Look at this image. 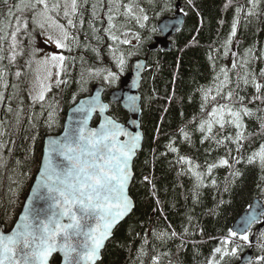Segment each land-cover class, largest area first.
Returning a JSON list of instances; mask_svg holds the SVG:
<instances>
[{"label": "snow or ice", "instance_id": "6c2138e0", "mask_svg": "<svg viewBox=\"0 0 264 264\" xmlns=\"http://www.w3.org/2000/svg\"><path fill=\"white\" fill-rule=\"evenodd\" d=\"M0 2L6 6V13H0L3 16L0 20V108L6 114L0 119V148L6 147L2 138L9 136V127L18 129L25 118L33 129L29 138L33 142L41 119L47 129L61 127V104L57 96L72 83L77 85L70 98L74 105L72 116L63 126L62 135L47 141L32 197L26 199L22 214H17L15 219H7L11 207L4 210L5 219L0 220V264H51L56 254L61 255L62 264H98L113 230L136 206L129 188L134 180V160L143 149L145 137L136 130L140 125L135 119H131V123L130 118L121 122L119 113L110 111V104L102 101L101 91L80 100L77 96L88 93V86L94 81L102 88L119 83L129 58L137 54L135 50L142 43L141 34L134 29H147L149 8L159 5L157 0H147V4L144 0ZM231 3L232 0H228L226 7ZM262 3L264 0H248L247 7L235 8L230 32L219 47L212 49L216 55L208 56L213 72L211 83L196 89L201 102L198 118L190 122L194 127L190 131L179 130L183 141L193 147H196L193 134L199 133L198 142L204 145V161L198 163L192 156L182 154L177 141L171 138L167 152L161 153L174 154L175 164L180 167L178 176H187L192 181L187 193L193 205L186 213L188 226L177 231L166 223L163 228L143 233L137 264H145L146 260L148 264H161L163 257H167V264H181L178 259L173 261L176 254L159 249L173 243L179 253L187 247V237L197 233L204 235L203 228H191L192 213L201 203L204 189L212 188L230 195L249 166L259 169V187L264 189V67H256L257 62L264 64V49L257 50L253 46L239 51V44H234L241 15L246 23L251 22L249 18L258 19L264 15ZM188 6L195 7L194 0H188ZM86 11L90 17L88 29L97 44H101L104 37L110 42L105 52L111 66L104 64L97 47L79 41L77 33L84 30ZM101 30L103 37L98 35ZM38 37L41 44L60 51L46 52L44 47L38 46ZM88 38L86 32L85 39ZM133 40L137 43L133 44ZM127 45L131 48L121 47ZM74 47L95 53L100 67L88 65L83 55H68ZM221 56L230 57V65H218ZM19 60L23 62L18 63ZM77 60L80 71L73 79ZM141 67L146 65H136L137 70ZM10 76L14 81L11 84ZM10 87L12 91L8 93ZM53 88L57 92L49 97ZM25 95L29 101L27 112ZM139 99L138 96L127 97L126 106L132 113L141 110L142 106L137 104ZM37 105L38 113L35 111ZM246 121H255L259 131L249 132ZM256 138L261 142L253 148ZM9 142L15 143L11 139ZM220 150H223L222 155L212 157L213 152ZM2 159L0 157V167H5ZM218 168L227 170L222 182L215 178ZM143 182L151 186L156 196L151 174L144 176ZM15 183L19 189L20 182ZM16 195L13 192V196ZM38 202H42V206H38ZM9 203L14 205L15 201ZM155 203L163 213L158 196ZM227 203L230 201L220 199L217 208ZM209 214L215 215L216 209H210ZM164 220L167 221L166 216ZM254 223L264 224V211L246 220L245 228L229 229L222 236L210 237L218 243L205 258V264H230L244 244L252 243L249 237ZM259 235L257 247L264 252V232ZM191 243L195 245L197 241ZM249 264H264V255H260L258 261L250 260Z\"/></svg>", "mask_w": 264, "mask_h": 264}, {"label": "trees", "instance_id": "16d2710c", "mask_svg": "<svg viewBox=\"0 0 264 264\" xmlns=\"http://www.w3.org/2000/svg\"><path fill=\"white\" fill-rule=\"evenodd\" d=\"M14 2L15 0H9L10 4ZM144 3L147 4V0H144ZM227 4L228 0H194L195 7H189L188 0H157L159 7L149 8V27L134 29L141 34L142 43L135 50L137 54L129 58L120 81L129 74L134 60L144 59L149 62L141 89L142 128L145 132V143L144 149L135 163L136 175L131 189L136 208L132 215L116 230L100 264H137L136 257L142 244L140 237L143 233L163 228L166 223L171 224L177 231H180L182 226H188L186 213L193 205L191 197L187 193L191 188L192 181L187 176H178L180 167L175 164L174 154L161 155V153L167 152V144L171 138L177 141V146L180 147L182 154L192 156L198 163H202L205 159L204 145H200L198 142L199 133L193 134V141L196 142V147H193L183 141L179 130L185 128L190 131L194 127L190 122L198 118L201 102L200 94L196 89L199 86L209 85L213 76L208 56L209 54L216 55L212 49L219 47L220 42L230 32L231 23L235 18V8L238 6L247 7L248 0H232L231 5L226 7ZM261 8L264 9V3L261 4ZM184 12L187 15H184ZM0 13H6V6L2 2H0ZM178 13L185 16V23L182 30L170 40L173 45L172 50L170 52L151 51L150 47L160 37L159 24L166 19H174ZM2 19L3 16H0V20ZM84 19V30L77 33L80 43L97 47L103 57L104 64L111 66L105 52V48L110 42L104 37L103 42L97 44V40L92 37L88 29L90 17L87 11ZM249 19L251 22L246 23L241 15L234 44H239V51L253 46L257 50L264 49V15L258 19L255 17ZM152 28H155L156 31L153 32ZM86 32L89 34L87 40L85 39ZM98 35L103 37V31L101 30ZM136 43L133 40V44ZM121 47L131 48V45ZM68 55H83L88 65L100 67L95 53L91 50L85 52L82 48L74 47ZM230 59V57L225 59L221 56L217 64L230 65ZM20 61L22 60H19L18 63ZM256 67L259 69L264 67V64L257 62ZM79 71L80 62L77 60L76 67L72 71L73 79L78 77ZM120 81L111 88L105 86L108 92L106 101H108V94L111 91L119 89ZM12 82L14 81L10 76L9 83ZM96 85L101 84L96 81L90 83L89 92L80 93L77 100L91 95L92 89ZM76 89L77 85L72 83L62 95L57 96L61 104L59 113L61 127L47 129L43 126L41 119L35 129L36 135L33 142L29 139L33 135V129L25 118L18 129L9 127V136L2 138L6 147L0 148V157L3 158L2 162L6 166L0 167V220L5 219L4 210L6 207L12 208L11 215L7 217L8 220L15 219L17 214H21L39 172L45 141L48 137L63 132L67 113L74 107L70 98ZM11 91L10 87L8 93ZM55 92L57 89L54 88L51 93H48V96L51 97ZM24 100L25 112H27L29 101L26 95ZM15 106L14 100L13 107ZM39 110V105H37L35 111L38 113ZM111 111L119 113L121 122L128 118V114L120 105H111ZM5 116L4 110L0 108V119H4ZM7 118L12 119V117ZM246 123L249 125V132H252L253 129L259 131L255 121H246ZM10 139L15 143H10ZM259 142H261L259 138H256L253 148L257 147ZM222 154L223 150L218 153L213 152L212 157ZM237 167L243 168L244 166L238 165ZM149 174H151L157 189L156 197L152 194L151 186L143 182V177ZM226 176L225 168L215 170V178L218 182H222ZM260 176L259 169L249 166L244 175L238 178L230 195L218 193L212 188L204 189L201 203L195 206V211L192 213L194 219L191 226V228L197 226L203 228L204 235L200 236L197 233L195 236L187 237L189 243L179 253H177L176 244L173 243H170L166 248H160L159 251L176 254L173 256V261L178 259L181 264H205V258L211 254L213 247L218 243L210 237L224 235L229 229H233L234 224L254 201H264V189L259 187ZM15 181L20 182L19 189H17ZM13 192H16L17 195L13 196ZM157 196L162 201L163 213L158 211L155 203ZM220 199L228 200L230 203L217 208V201ZM10 200H14L15 204L10 205ZM210 209H216V214L210 215ZM165 216L167 221L164 220ZM255 239H257L255 245L250 248L254 250L255 259L258 261L259 256L264 255V252L257 247V241L261 239L260 235L258 238L255 236ZM149 240H151V236H149ZM191 241H197V243L193 245ZM247 250L248 248H241L238 254ZM238 262V257H234L230 264H238ZM53 264H60V258H55ZM145 264H148L147 260ZM161 264H167V257L162 258Z\"/></svg>", "mask_w": 264, "mask_h": 264}, {"label": "water", "instance_id": "95a60500", "mask_svg": "<svg viewBox=\"0 0 264 264\" xmlns=\"http://www.w3.org/2000/svg\"><path fill=\"white\" fill-rule=\"evenodd\" d=\"M184 23H185V16L181 13H178L174 19H166L162 23H160L159 24V31H160L162 36H161V38L156 40V43L153 46L150 47L151 51L161 49L164 52H170L172 50V47H173L170 39L173 36L177 35L182 30ZM161 30H163V31H161ZM148 63H149L148 60H144V59L134 61L133 65H132L133 67H132L131 74H129L127 77H125L123 79L121 89L115 90L110 94V96L108 98V102L105 101V94L107 92V90L105 88H102L101 86H96L93 89V94L95 93V91H101V93H102L101 98H102V101L104 103H109L111 105L119 104L123 108V110L128 114V117L130 118L129 123H131V119H135L136 122L140 125V127H138L136 130L141 131L143 133L144 137H145V132L142 128L143 108L141 107V110L137 113H132L127 108L126 105L128 103L127 97L132 95V96L140 97V99L137 101V104H138V106H142L141 89H142L143 79H144L146 70L148 68ZM137 64L146 65V67H141L139 70H137V68H136ZM137 71H139V75L137 74ZM110 111H111V107H110ZM71 116H72V109L67 113V118H66L65 124L68 122V120ZM60 135H62V133L59 135L50 136V137H58ZM50 137H48L45 141L44 150L47 147V141ZM144 143H145V140H144ZM143 149H144V146H143ZM143 149H142V151H143ZM44 150H43V152H44ZM138 156H137V158H138ZM137 158L134 160V169H133L134 180H135V175H136L135 174V163H136ZM38 179H39V172L36 176L34 184L31 188L30 193H29L27 198L32 197V189L35 188L36 182ZM134 180H133V182L129 188V194L131 197H132L131 189H132ZM132 199H133V197H132ZM134 203L136 205L135 200H134ZM38 206H42V202H38ZM135 208H136V206H135ZM135 208L133 209V211L135 210ZM133 211L127 217H125L120 222V224L117 225V227L113 230L112 237L110 238V240L108 242H106L105 248L102 249V253H101L102 258L98 261V264H100L101 261L103 260L106 248H107V246H109L110 242L113 240L116 230L132 215ZM261 211H264V202H262L261 200L254 201L253 204L250 206V208L237 220V222L233 226V229L239 230L241 228H245L246 227L245 221L250 219L251 217L258 216ZM255 225H259V232L264 230V224H261V223L252 224L251 229ZM259 232H257V238L259 237ZM256 240L257 239H254V242H256ZM56 256H59L61 258L60 254L54 255L52 257L51 264H53V260L55 259ZM253 259H254L253 252L250 251L245 256L242 257L241 262L239 264H249V261L250 260L253 261ZM61 264H62V258H61Z\"/></svg>", "mask_w": 264, "mask_h": 264}, {"label": "rangeland", "instance_id": "374dc122", "mask_svg": "<svg viewBox=\"0 0 264 264\" xmlns=\"http://www.w3.org/2000/svg\"><path fill=\"white\" fill-rule=\"evenodd\" d=\"M37 43H38V46H40V47H44L45 48V51L46 52H49V53H51V52H59L60 50H58V49H55L53 46H45V45H43V44H41L40 43V38L38 37V39H37ZM22 61H20V63H21ZM121 82V86H122V81H120ZM96 86H99V85H96ZM54 89V88H53ZM120 89H121V87H120ZM143 108V107H142ZM156 197V196H155ZM254 235V233H252V235L249 237V239H250V241H251V238H252V236ZM241 243H243V242H241ZM251 247V244L249 245V244H244V246L242 247L243 249H246V248H248V250L249 249H251L250 248ZM259 249V248H258ZM248 250L246 251V252H243V253H240V255L238 254V259H239V261H240V259L242 258V256H244L247 252H248ZM255 261H256V259H255Z\"/></svg>", "mask_w": 264, "mask_h": 264}]
</instances>
